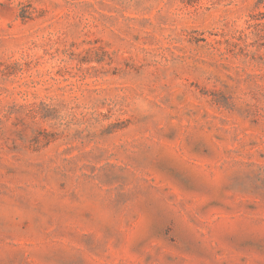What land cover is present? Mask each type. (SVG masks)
<instances>
[{"label": "rangeland", "instance_id": "374dc122", "mask_svg": "<svg viewBox=\"0 0 264 264\" xmlns=\"http://www.w3.org/2000/svg\"><path fill=\"white\" fill-rule=\"evenodd\" d=\"M0 264H264V0H0Z\"/></svg>", "mask_w": 264, "mask_h": 264}]
</instances>
